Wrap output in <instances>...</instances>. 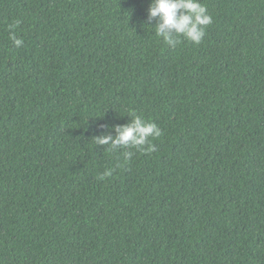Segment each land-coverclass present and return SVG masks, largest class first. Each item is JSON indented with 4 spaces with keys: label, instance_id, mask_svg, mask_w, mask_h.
Returning a JSON list of instances; mask_svg holds the SVG:
<instances>
[{
    "label": "trees",
    "instance_id": "1",
    "mask_svg": "<svg viewBox=\"0 0 264 264\" xmlns=\"http://www.w3.org/2000/svg\"><path fill=\"white\" fill-rule=\"evenodd\" d=\"M200 2L172 47L152 0H0V264H264V0ZM132 112L153 152L96 142Z\"/></svg>",
    "mask_w": 264,
    "mask_h": 264
},
{
    "label": "clouds",
    "instance_id": "2",
    "mask_svg": "<svg viewBox=\"0 0 264 264\" xmlns=\"http://www.w3.org/2000/svg\"><path fill=\"white\" fill-rule=\"evenodd\" d=\"M148 14L149 19L158 18L159 20L155 29L156 35L162 37L164 42L172 47L181 42L180 37L200 44L205 35V28L212 23V16L200 0H152ZM19 24L20 21L17 20L8 26L9 38L16 48L23 46L24 43L14 31ZM130 115L132 123L117 127L116 137L101 136L96 138V142L101 145H109L112 149L130 144L132 147L140 148L148 153L153 152L155 145L149 138H159L162 135L161 129L155 123L146 122L141 115L135 112ZM133 155L132 152H125V160L131 159ZM112 174L113 170L106 169L100 174L99 179L104 180Z\"/></svg>",
    "mask_w": 264,
    "mask_h": 264
}]
</instances>
